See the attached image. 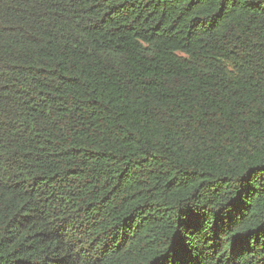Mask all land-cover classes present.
<instances>
[{"label": "trees", "instance_id": "trees-1", "mask_svg": "<svg viewBox=\"0 0 264 264\" xmlns=\"http://www.w3.org/2000/svg\"><path fill=\"white\" fill-rule=\"evenodd\" d=\"M0 264H264V0H0Z\"/></svg>", "mask_w": 264, "mask_h": 264}]
</instances>
